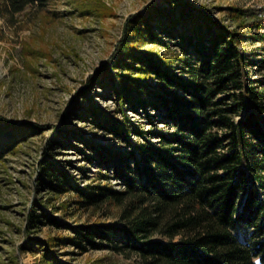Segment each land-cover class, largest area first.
Wrapping results in <instances>:
<instances>
[{
    "label": "trees",
    "instance_id": "obj_1",
    "mask_svg": "<svg viewBox=\"0 0 264 264\" xmlns=\"http://www.w3.org/2000/svg\"><path fill=\"white\" fill-rule=\"evenodd\" d=\"M39 1L4 0L3 11L11 21ZM232 10L234 28L190 0H158L126 20L114 65L100 67L84 93L94 84L112 88L122 119L93 98L88 107L73 103L71 113L116 144L50 127L58 137L76 133L84 160L121 188L85 184L92 180L85 172L75 177L55 157L42 164L39 180L40 190L75 194L81 208L118 209L120 225L67 226L35 209L20 247L33 264H67L54 251L66 245L128 251L143 264H264V15L245 23L243 10ZM22 52L34 54L28 42ZM127 107L146 114L152 129L136 127ZM150 113L161 114L162 129ZM47 128L0 115V163ZM44 226L72 234L31 239Z\"/></svg>",
    "mask_w": 264,
    "mask_h": 264
},
{
    "label": "rangeland",
    "instance_id": "obj_2",
    "mask_svg": "<svg viewBox=\"0 0 264 264\" xmlns=\"http://www.w3.org/2000/svg\"><path fill=\"white\" fill-rule=\"evenodd\" d=\"M157 1L40 0L9 21L3 11L4 0H0V115L14 123L32 120L48 127L22 141L16 153L7 155L0 163V264H33V255L21 253L20 247L28 240L29 215L35 209L54 214L67 226L98 222L120 225L119 210L114 207L94 211L81 208L75 194L54 195L40 190V168L47 159L55 157L56 162L71 168L75 177L81 178L85 172L92 179L85 184L109 183L115 189L121 188L113 180H102L105 170L84 160L80 150L85 146L76 133L58 137L50 127L64 126L89 139L97 138L103 145L116 144L110 136L103 137L90 122L72 115V104L79 102L88 107L93 98L114 118L122 119L112 88L94 84L84 95L85 89L100 67L114 65V53L126 20ZM190 1L206 6L216 19L224 20L232 28L237 26L232 16L234 8L243 10L241 18L245 23L264 15V0ZM103 5L115 16H110ZM23 42L31 44L33 55L23 54ZM127 113L139 129H152L143 112L137 114L128 109ZM150 114L162 129L161 114ZM133 140L137 141V137ZM57 141L63 145H55ZM31 231L30 237L36 242L72 234L70 229L54 226ZM54 251L58 260L67 264H143L140 257L128 251L81 253L69 245L55 247Z\"/></svg>",
    "mask_w": 264,
    "mask_h": 264
}]
</instances>
